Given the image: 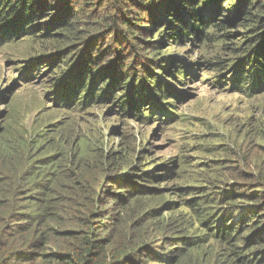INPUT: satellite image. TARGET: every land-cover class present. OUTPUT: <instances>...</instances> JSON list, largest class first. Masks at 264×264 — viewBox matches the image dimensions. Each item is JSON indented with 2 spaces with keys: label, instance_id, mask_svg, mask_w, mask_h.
<instances>
[{
  "label": "trees",
  "instance_id": "1",
  "mask_svg": "<svg viewBox=\"0 0 264 264\" xmlns=\"http://www.w3.org/2000/svg\"><path fill=\"white\" fill-rule=\"evenodd\" d=\"M152 19L153 28L139 24ZM242 19L251 32L234 39L232 27ZM159 26L165 29L163 40L146 39L143 53L140 44L131 46L139 40L135 30L150 34ZM102 36L111 37L108 48L119 58L123 47L127 53L131 47V56L144 59L147 69L129 80L122 70L132 68L127 58L121 66L116 59L95 57ZM28 38L35 44L30 58L42 54L52 60L50 74L60 66L68 71L62 81L52 78L55 104L43 100L40 114L54 115L48 114L52 118L37 130L7 124L5 118L0 123V264H264L262 143L255 169L239 167L243 181L213 193L189 177L181 182L182 192L174 194L179 185L174 182L184 177L182 165L192 161L188 152L213 144H192L195 137L171 139L182 143V153L158 163L128 124L106 122L111 130L105 133L98 116L82 117L113 91L112 99L121 93L117 117L149 121L159 114L178 122V102L167 98L192 95L186 98L168 82L190 68L219 74L230 69L232 90H240L243 78L252 89L264 90V0H0V49ZM168 42L186 52L189 42L196 44L195 61L180 53L161 54ZM244 56L245 70L239 71ZM142 99L154 101L155 109L138 108ZM55 105L65 112L59 118ZM258 129L245 132L249 146L264 140V120ZM112 137L118 138L114 145ZM205 163L226 167L234 159L209 157ZM248 198L252 203L243 208ZM220 215L238 216L239 222L229 229L213 227ZM221 241L224 246L216 252L213 247Z\"/></svg>",
  "mask_w": 264,
  "mask_h": 264
},
{
  "label": "rangeland",
  "instance_id": "2",
  "mask_svg": "<svg viewBox=\"0 0 264 264\" xmlns=\"http://www.w3.org/2000/svg\"><path fill=\"white\" fill-rule=\"evenodd\" d=\"M86 10L85 7L84 11ZM130 13L131 10L125 12L126 15H130ZM243 19L239 26L232 27L234 39L237 37L238 40H242L244 35L251 32L248 22L243 21ZM139 24L149 25L151 28L154 27L153 19L151 20V23L140 22ZM164 30L165 29L162 26L153 30L150 34L135 30V34L139 36V40L136 41V44L132 40L131 46L133 44L136 47V45L140 44V47H142L140 52L143 53V50L146 51V39L154 40L156 38L155 35H157L163 40V36L161 35L164 34ZM238 40L229 44H236L239 42ZM100 42V50L96 52L98 55L95 57L101 55L103 58L108 59V61L116 59L115 64L121 66H124L122 60L127 58L132 68L124 69L123 67L122 70L125 71V76L130 77L129 80L134 79L142 68H146L141 64L145 61L144 59L139 58L137 54L136 56H131V47H129V53H127L123 47V54L119 58L114 54L115 50L113 48H108V45L111 43V37L106 38L102 36L100 37ZM170 43L171 42H168L167 47L161 49V54L168 53L178 55L180 53L183 58L188 57L190 61H195L199 52V48L196 44H191V42H189V51L186 52V49L183 46H179L178 43ZM34 45L33 40L28 38L27 40H20L13 45L0 49V123L2 119L4 120L5 118L7 124L16 125V123H21V125H27L30 129L37 130L42 124L52 118L49 117L48 114H50V116L54 115V111H43L40 114V105L43 100L45 105L55 104L53 102L54 95L51 94V91L54 90L56 86H52V78H60V81H62L67 76L66 73L68 70L63 66H60L57 68L55 74H50L52 69L51 66L53 65L52 60L43 58L42 54L30 58L31 55L29 51ZM9 52L13 53L11 54ZM225 54H227V52L222 53V55ZM21 56L26 57L23 59V62L17 63L16 59ZM61 60L63 59L61 58ZM27 61H30L31 63H28ZM146 63L150 65L148 60ZM239 66V71L245 70V56L244 61L241 62ZM229 70L219 74L218 72H212L207 68H201L197 71L194 68H190L181 73V79H178L179 81L174 80L168 82L171 87L174 85L183 94H186V98L187 94L192 95L188 100H185V96L182 98H167L171 103L177 104L178 102V112L182 114V117L179 118L178 122H175L174 118L170 119L166 118V116L158 117L157 115L159 114H154V116H156L152 119H145L149 121H144L139 117L136 120H130L123 115L121 118L117 117V113L120 112L116 110L117 106H115V103L118 102L120 98L118 95L121 93L112 99L111 96H113V91L110 98H106L108 100H102L94 105H90L91 110L86 108L82 112V117L87 121H91L98 116L102 123H104L101 125L104 126L105 133H108L109 130H111L110 128H107V124H105L106 122L113 126L120 125L122 122L128 124L130 130L135 132L138 139L146 142L147 149L154 153L153 159L158 163L166 157H174L176 153H182L180 149L182 143H170L169 141L171 139L179 140L181 138L188 139L195 137L194 140L190 141L192 144L206 142L213 144V147L207 150L199 152L198 150L192 149L188 152L192 161H187L185 165H182V174L184 177L183 180H176L174 182V186L179 184L174 188V194L182 192L180 187L181 182L189 179V177L191 179L190 181H196V184L204 185L206 188L205 192L210 191L215 193L216 191H220L223 187H230L232 181L235 183L237 181H243V178L239 173V167L241 166L242 169L248 171L250 169H255V161L263 154V148L259 147L260 143H262L261 145H264L263 139H259L255 142L258 143V146H249L243 136L248 130H259V123L264 120V90H261V88L252 89L251 83L247 82L244 78L240 90H232L233 74L228 76ZM234 70L236 72L235 68ZM46 74L48 77H46ZM26 82H28V84L24 86L15 87L13 85L15 83L21 85ZM60 84L58 86H60ZM246 87L247 90H245ZM251 94L257 95L249 98L248 96ZM149 101L150 100L144 101V99H142L137 103L138 108H141L142 105L146 104L148 110L151 109V111H153V109H155V102ZM163 101H166V99H163ZM54 107L57 109V118L65 113L60 105H55ZM77 113L80 115V112ZM71 114L78 115L75 113ZM109 141L110 145H114L118 141V138L112 137ZM217 142L219 145H216ZM215 146L217 148L216 150L214 149ZM201 155L205 158L199 159ZM209 157L213 160L222 159L225 161H228V158L232 157L234 163H228L226 167L222 166V164H214L212 166L206 165L205 162ZM239 157H243V159L239 164H236V160ZM195 162L198 163L194 169L191 170L190 166ZM246 162L251 165L250 168L246 166ZM220 186L221 188H219ZM185 197L186 199L192 198V196L184 195L183 198ZM248 201L249 202H247L243 208L252 203V200L249 198ZM184 208V211L191 210L187 207ZM241 211L242 209L240 212ZM213 221V227L222 225L229 229V227L237 225L239 217H231L230 215L225 217L220 215L216 221ZM222 232L223 231H221V233ZM214 238L218 239L216 237ZM221 243L222 241L213 247L216 252L219 248L224 246V244ZM225 258L226 255L224 254L223 259ZM215 260L216 258H212V262Z\"/></svg>",
  "mask_w": 264,
  "mask_h": 264
}]
</instances>
